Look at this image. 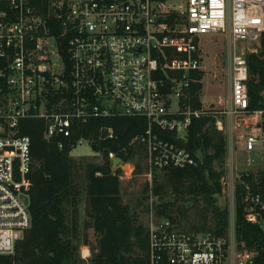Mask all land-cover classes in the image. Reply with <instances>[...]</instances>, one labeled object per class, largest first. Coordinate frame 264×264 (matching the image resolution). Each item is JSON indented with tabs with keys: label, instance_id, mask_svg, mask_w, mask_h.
Wrapping results in <instances>:
<instances>
[{
	"label": "built area",
	"instance_id": "obj_1",
	"mask_svg": "<svg viewBox=\"0 0 264 264\" xmlns=\"http://www.w3.org/2000/svg\"><path fill=\"white\" fill-rule=\"evenodd\" d=\"M46 1L0 0V255L13 254L32 224L34 162L25 120L43 119L46 140H70L76 124L94 118H143L147 127L131 144L143 143L151 170L162 171L197 164L189 129L211 117L227 138L220 179L231 202L227 232L186 231L152 215L149 263L256 264L258 251L237 238L236 209L241 186L244 219L264 233V109L250 108V67L239 46L262 48L264 0ZM201 34H222L229 45L228 94L207 104L200 97L195 106L192 85L203 84L205 71ZM236 127L249 129L242 137L250 156L242 164ZM100 131V138L117 137L113 126ZM83 143L91 145L77 139L71 152ZM108 157L113 167L116 152ZM127 164L123 172L132 175L135 166Z\"/></svg>",
	"mask_w": 264,
	"mask_h": 264
},
{
	"label": "trees",
	"instance_id": "obj_2",
	"mask_svg": "<svg viewBox=\"0 0 264 264\" xmlns=\"http://www.w3.org/2000/svg\"><path fill=\"white\" fill-rule=\"evenodd\" d=\"M38 1L47 3L46 0ZM247 60L251 74L248 81L250 108L264 109V35L260 51L249 54ZM195 76L201 78L198 72ZM202 88V83L192 85L195 106H201ZM104 126H113L117 137L100 138ZM146 127V120L140 117L94 118L85 124H76L70 140H46L43 119L25 120L23 132L31 137L34 162L29 205L32 224L17 242L13 254L0 255V264H150L146 229L138 222L136 208L123 201L120 181L123 170H114L108 157L109 152L114 151L124 162L135 161V173H142V165L147 166L145 146L131 142L142 135ZM80 138L90 139L93 150L102 153V163L71 156L72 145ZM59 140L63 141L62 148ZM187 147L197 164L162 170L160 175L155 172L153 192L160 199L171 195L205 197L213 208L214 219L213 225L204 232L225 234L229 209L218 205L224 171L216 170L215 164L225 160L227 138L217 130L214 119L201 117L192 122ZM248 180L253 182V177ZM240 188L236 209L237 238L248 248L258 251L256 264H264V233L245 221ZM84 198L85 217L80 211ZM174 206L160 204L159 216L177 223L173 213L180 209ZM90 230L95 235V246L90 243ZM192 230L202 231L195 227ZM81 242L91 249L87 260L81 256Z\"/></svg>",
	"mask_w": 264,
	"mask_h": 264
},
{
	"label": "rangeland",
	"instance_id": "obj_3",
	"mask_svg": "<svg viewBox=\"0 0 264 264\" xmlns=\"http://www.w3.org/2000/svg\"><path fill=\"white\" fill-rule=\"evenodd\" d=\"M198 41L201 45L205 60V71L203 73V89L200 93V97L206 104L209 102L213 103L220 99L225 100L228 94L225 62L229 59V45L225 41L222 34H201L198 37ZM239 48L240 51H244L245 54L248 56L249 54H252L254 46L251 44H245L239 46ZM248 131L249 129H245L242 127H236V129L232 131L235 136V153L236 159L239 164L244 163L246 159L250 156V153H248L243 147L242 137L243 134ZM97 153L98 154L95 153L89 143H83L82 145L77 146L71 152V156L76 159H82L90 163H102V153ZM130 163L135 166V161H131ZM260 163L261 162H259V164ZM129 168L130 166L128 165L125 166L124 169H121L124 171H128ZM225 168L226 157L221 164L218 162L215 164V169L218 171L225 172ZM155 172L160 175L162 171L156 169L151 170L147 163V166H144V164L142 165V173L140 174H136L134 170L132 175H127L124 172L120 175L123 201L124 203H131V205L136 208L138 222L143 225V227L146 229V232L147 224L150 217L152 215L159 216L158 207L160 204L165 203H172L173 205H175L174 209H180V212L175 211L173 213V215L177 217V225L180 229L186 231H194L192 230V228L195 227L201 228V232L207 231L208 228L213 225L212 221L214 219V213L212 211L213 208L205 199V197H193L190 195L175 197V195H171L165 197V199H160V196L154 194L152 188L153 176ZM218 205L222 207H227L230 211L231 202L229 197L225 193H222L219 196ZM205 223H207V226H205L204 228ZM89 236L90 243L95 246L96 239L93 230H90ZM84 247L86 246H84V244L81 242L80 252L83 259H85L82 254V249Z\"/></svg>",
	"mask_w": 264,
	"mask_h": 264
},
{
	"label": "crops",
	"instance_id": "obj_4",
	"mask_svg": "<svg viewBox=\"0 0 264 264\" xmlns=\"http://www.w3.org/2000/svg\"><path fill=\"white\" fill-rule=\"evenodd\" d=\"M85 207H86V201L84 198L83 202L80 205L81 216L83 217L85 216ZM84 246L86 247L82 249V254L85 259H88L91 256V249L87 245H84Z\"/></svg>",
	"mask_w": 264,
	"mask_h": 264
},
{
	"label": "water",
	"instance_id": "obj_5",
	"mask_svg": "<svg viewBox=\"0 0 264 264\" xmlns=\"http://www.w3.org/2000/svg\"><path fill=\"white\" fill-rule=\"evenodd\" d=\"M52 15H53V12H52V10H50V16H52ZM121 164H122V159L120 157H117L113 160V168L114 169H117L119 167H122L124 169L125 166H128L127 163L123 164L122 166H121ZM24 200L26 203H28V198L25 197Z\"/></svg>",
	"mask_w": 264,
	"mask_h": 264
}]
</instances>
